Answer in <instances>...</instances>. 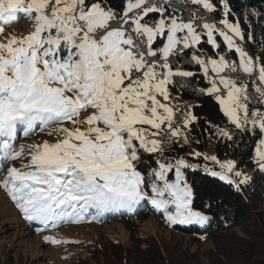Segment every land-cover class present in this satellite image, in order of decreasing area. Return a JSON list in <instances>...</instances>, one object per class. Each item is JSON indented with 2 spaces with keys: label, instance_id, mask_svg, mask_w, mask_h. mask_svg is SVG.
<instances>
[{
  "label": "snow or ice",
  "instance_id": "1",
  "mask_svg": "<svg viewBox=\"0 0 264 264\" xmlns=\"http://www.w3.org/2000/svg\"><path fill=\"white\" fill-rule=\"evenodd\" d=\"M182 2L195 6L187 19L174 0H0V34L19 14L33 25L0 42V188L37 232L146 204L170 226L206 225L189 174L245 192L243 161L174 150L201 118L173 104V88L215 100L227 125L205 120L200 134L229 149L254 140L264 174V8ZM37 132L59 135L19 142Z\"/></svg>",
  "mask_w": 264,
  "mask_h": 264
},
{
  "label": "trees",
  "instance_id": "2",
  "mask_svg": "<svg viewBox=\"0 0 264 264\" xmlns=\"http://www.w3.org/2000/svg\"><path fill=\"white\" fill-rule=\"evenodd\" d=\"M242 2L256 8H264V0H242ZM256 35L259 37V31ZM252 49L259 54L258 46L253 45ZM208 52L211 54L212 50L209 48ZM171 90L180 93L187 101H194L193 105L196 107L193 111L201 118L200 128L189 136V144L182 151L179 148L174 150L181 155L193 151L192 147L204 152L213 144L216 155L221 159L232 157L246 163V170H252L253 180L245 192L238 195L230 186L218 179L200 173L189 174V180L197 193L194 207L197 210H205L212 219L203 226L169 225L170 229L193 238L195 243L213 241L218 248V256L213 250H209L214 259L211 264H264V210L258 207L261 203L264 206V174L256 170L250 160L254 140H251L247 147L243 141L237 140L239 147L232 149L226 147V142H219L215 138L209 141L206 136L200 134V131L206 127L205 120L227 125L219 105L212 98L200 97L191 89ZM234 135H236L235 130ZM196 139L200 140L199 145L196 144ZM226 152L229 153L228 156H225ZM209 205L211 211H207ZM147 214L164 221L162 214L154 212L152 207L146 204L134 213L126 211L105 213L99 221L92 222L102 225L112 221H122L132 230L137 220L145 219L144 216ZM237 228L245 235H237L234 231ZM132 234L133 246H125L113 240L101 253L100 251L94 253L93 257H95L90 264H203L202 254L197 250L181 248L177 244H171L170 247L167 243L150 238L149 235L142 237L136 228L132 230Z\"/></svg>",
  "mask_w": 264,
  "mask_h": 264
},
{
  "label": "rangeland",
  "instance_id": "3",
  "mask_svg": "<svg viewBox=\"0 0 264 264\" xmlns=\"http://www.w3.org/2000/svg\"><path fill=\"white\" fill-rule=\"evenodd\" d=\"M23 19L25 20L22 21ZM32 26L31 20L25 18L23 14H19L17 22L5 26L4 33L0 34V42H7V39L13 35L26 36L32 30ZM171 93L174 105L185 107L194 103V101L185 100L180 93L172 90ZM87 115L88 113H83L81 119ZM66 126L71 127L70 124ZM228 127L234 134V129L231 126ZM58 135L49 136L46 132H37L36 135L26 139L21 138L19 142L31 144L43 140L53 141L58 138ZM192 149L197 151L193 147ZM203 153L216 155L214 145L212 144ZM226 158L233 159L232 157L223 159ZM7 166H11V162ZM17 166L19 165L17 164ZM246 171L252 175V170ZM258 207L264 210L262 203L258 204ZM144 217L145 219L137 220L132 229L136 228L142 237L149 235L150 238L167 243L170 247L177 244L181 248L197 250L202 254L201 262L203 264H211L214 260L209 253L210 249L214 253L218 252L213 241L195 243L193 238L173 232L165 220L161 221L154 215L148 214ZM36 227L38 225L30 224L23 218L22 213L8 197L6 191L0 188V264H90L95 257H93L94 253L98 251L101 253L113 240L121 242L125 246H133L132 230L122 221H112L102 225L97 222L62 223L55 229L50 227L42 232H37ZM234 231L239 236L245 235L239 228ZM45 236H53L60 240L79 241V243L52 244L45 241Z\"/></svg>",
  "mask_w": 264,
  "mask_h": 264
},
{
  "label": "built area",
  "instance_id": "4",
  "mask_svg": "<svg viewBox=\"0 0 264 264\" xmlns=\"http://www.w3.org/2000/svg\"><path fill=\"white\" fill-rule=\"evenodd\" d=\"M173 7L181 13L185 19L189 18V16L195 14V6L191 5L190 3L182 2V0H174ZM179 106V105H177ZM181 108H184L180 106ZM179 114L177 115V120L179 122Z\"/></svg>",
  "mask_w": 264,
  "mask_h": 264
},
{
  "label": "bare ground",
  "instance_id": "5",
  "mask_svg": "<svg viewBox=\"0 0 264 264\" xmlns=\"http://www.w3.org/2000/svg\"><path fill=\"white\" fill-rule=\"evenodd\" d=\"M231 58H234V57H231Z\"/></svg>",
  "mask_w": 264,
  "mask_h": 264
}]
</instances>
